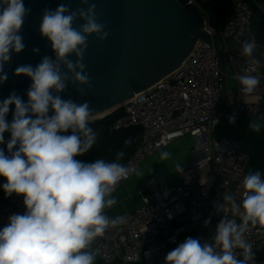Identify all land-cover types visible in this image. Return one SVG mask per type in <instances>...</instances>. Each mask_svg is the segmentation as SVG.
I'll list each match as a JSON object with an SVG mask.
<instances>
[{"label":"clouds","instance_id":"1","mask_svg":"<svg viewBox=\"0 0 264 264\" xmlns=\"http://www.w3.org/2000/svg\"><path fill=\"white\" fill-rule=\"evenodd\" d=\"M80 4L87 7L72 9L61 3L54 10H42L39 32L50 42L54 58L46 55L35 67H16V76L32 81L26 103L15 92L0 102V144L5 143L4 133H10L7 154L0 148V177L6 181L0 187L6 197L23 196L25 206L23 214L10 215L0 228V264H94V240L125 222L123 216L110 218L105 211L117 203L112 194L130 173L120 162L125 153L117 152L113 161L77 159L98 139V133L89 126L93 110L87 101L77 103L60 95L69 84L91 90L83 62L89 37L95 36L102 43L110 35L96 4L89 0H80ZM30 11L23 0H0V84L8 79L5 64L12 54L25 48L21 32ZM78 20L82 23L77 24ZM255 48V42H245L240 54L259 63L252 59ZM238 79L244 94L253 93L260 83L248 74ZM83 87L77 88L81 95L86 94ZM11 105L15 110L8 123ZM249 127L259 133L264 122L253 119ZM69 131L71 134H65ZM131 142L125 140V145ZM169 156L162 152L160 158ZM242 187L241 203L233 194H225L223 203L216 205L217 212L230 207L241 222L224 216L211 242L188 237L167 253L165 264H253L255 254L245 234L250 225L264 228L261 173L249 172ZM237 248L243 250V259L236 257Z\"/></svg>","mask_w":264,"mask_h":264},{"label":"built area","instance_id":"2","mask_svg":"<svg viewBox=\"0 0 264 264\" xmlns=\"http://www.w3.org/2000/svg\"><path fill=\"white\" fill-rule=\"evenodd\" d=\"M191 1L197 4V0ZM232 3L234 15L221 30L210 23L209 13L202 10L206 32L241 44L255 42L254 52L264 61V43L254 35L250 2L232 0ZM223 53L226 67H230L231 77L237 82L236 88L225 89L224 77L228 74L223 72L216 50L198 40L178 69L121 106L123 114L113 129L140 126L142 133L125 165L130 173L112 195L159 151L186 137L192 139V144L188 148L189 160L176 170L179 185L148 183L147 193H141V205L118 215L125 222L94 240L91 250L102 264H165L167 253L188 237L201 243L211 242L224 216L241 222L240 215L230 207L217 212L216 205L223 203L225 194H233L237 203H241L242 181L248 174L252 155L244 148L243 138L236 134L216 138L215 131L220 125L237 129L242 116L264 122V71L249 59L226 50ZM245 74L260 81L251 94L241 90L238 78ZM24 211L23 196H2L0 228L8 223L10 215ZM245 238L255 254L253 264H264V228L250 225ZM242 252L239 248L234 250L238 259H243Z\"/></svg>","mask_w":264,"mask_h":264},{"label":"water","instance_id":"3","mask_svg":"<svg viewBox=\"0 0 264 264\" xmlns=\"http://www.w3.org/2000/svg\"><path fill=\"white\" fill-rule=\"evenodd\" d=\"M23 2L31 9L21 32L25 48L18 54H12L10 62L4 66L8 79L0 84V102L15 92L26 103L32 81L24 75L16 76V67H35L46 55L54 58L50 42L39 32L42 10H54L61 3L70 5L72 9L87 7L81 5L80 0ZM89 3L96 4L100 21L106 24L105 30L110 35L102 43L95 36L89 37L83 62L91 79V90L69 84L60 95L77 103L89 102L93 110L91 118L110 110H113L111 113L117 111L136 94L174 72L189 57L198 40L205 41L216 50L224 73L223 50L249 59L240 54L241 43L206 32L205 15L201 7L191 0H89ZM79 23L82 21L78 20ZM34 48L39 52L34 53ZM252 59L259 62L256 64L264 71L262 57L254 52ZM78 87H83L86 94L81 95ZM14 110L15 106L11 105L6 116L8 123L12 121ZM4 139L5 143L10 139L9 132L4 133Z\"/></svg>","mask_w":264,"mask_h":264},{"label":"trees","instance_id":"4","mask_svg":"<svg viewBox=\"0 0 264 264\" xmlns=\"http://www.w3.org/2000/svg\"><path fill=\"white\" fill-rule=\"evenodd\" d=\"M254 11L253 31L258 40L264 39V0H248ZM197 4L203 11H207L210 15V23L221 30L233 17L234 8L232 0H197ZM263 41V40H262ZM263 43V42H262ZM123 114V109L107 115L102 119L89 122V126L98 133V139L93 148L81 157H77L84 162H93L96 159H104L113 161L116 158V153L123 151L125 153L120 161L126 165L131 155L135 152L140 139L142 128L140 126H132L126 129L114 130L113 126L119 117ZM65 134H71L69 131ZM131 139L129 145H125V140ZM7 154L6 144L0 145ZM6 181L0 177V185ZM5 193L0 187V198ZM94 264H102L96 257Z\"/></svg>","mask_w":264,"mask_h":264},{"label":"crops","instance_id":"5","mask_svg":"<svg viewBox=\"0 0 264 264\" xmlns=\"http://www.w3.org/2000/svg\"><path fill=\"white\" fill-rule=\"evenodd\" d=\"M227 76L225 77L224 85L225 89H234L237 87V82L231 77L232 70L230 67H226ZM253 120L247 116H242L239 119L237 129L227 125H220L217 127L215 131L216 138H229L232 137L234 134L236 136L241 137L244 139V148L251 153L252 159L249 162L247 171L249 172H256L259 171L262 176H264V129H262L259 133L254 132L250 129L249 125ZM257 121V120H256ZM260 122V121H258ZM140 139L138 138L137 143L139 144ZM192 144V139L189 137L180 139L175 141L168 147L164 148L163 150L156 153L153 157L144 161L141 165L140 171L132 176V178L122 185L119 190L113 195V197L117 200V203L110 209H106V214L110 218H115L119 214L133 211L137 207L141 205V193H147V184L153 181H157L159 184L165 187H173L179 185L180 181L178 175L176 173L177 168L183 164L184 162L188 161L190 158V154L188 151L189 146ZM162 152H168L170 155H183L177 162V166L173 172V176L170 177V180L167 181L166 179L162 178H154L153 168L159 166L158 163H153L152 161L155 159L156 155H161ZM149 179L145 186V190L139 192L138 195L133 197V204L125 205L128 203V199L130 198L127 196V191H131L135 188L136 182L140 179L146 178ZM151 176V177H150ZM157 179V180H156ZM126 193V195H125ZM131 194H134L133 192ZM124 204V206H123Z\"/></svg>","mask_w":264,"mask_h":264},{"label":"rangeland","instance_id":"6","mask_svg":"<svg viewBox=\"0 0 264 264\" xmlns=\"http://www.w3.org/2000/svg\"><path fill=\"white\" fill-rule=\"evenodd\" d=\"M263 40V41H262ZM260 40L261 42L264 43V39ZM6 144V143H4ZM3 145V144H0ZM161 155H156L154 158V160L152 161L153 163H158L159 166L156 167H152L153 168V174H154V178H162V179H166L167 181L170 180V177L173 176V172L175 170V167L177 166V162L180 158H182L183 155H170L167 159L165 160H161L160 158ZM151 177V176H150ZM156 179V180H157ZM147 182H149V179L143 178L140 179L139 181L136 182V186L133 190L131 191H127V196H129L130 198L128 199V203L125 205H129V204H133V197L135 195H138L139 192L144 191L145 190V186L147 184ZM134 194H131V193ZM125 193V195H126ZM124 206V204H123Z\"/></svg>","mask_w":264,"mask_h":264},{"label":"bare ground","instance_id":"7","mask_svg":"<svg viewBox=\"0 0 264 264\" xmlns=\"http://www.w3.org/2000/svg\"><path fill=\"white\" fill-rule=\"evenodd\" d=\"M113 110H110V111H107L97 117H94V118H91L89 122H92V121H95V120H98V119H102L104 117H106L107 115H109Z\"/></svg>","mask_w":264,"mask_h":264}]
</instances>
